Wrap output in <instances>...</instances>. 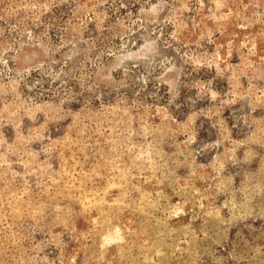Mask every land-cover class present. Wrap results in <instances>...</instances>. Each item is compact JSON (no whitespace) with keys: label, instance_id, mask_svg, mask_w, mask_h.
<instances>
[{"label":"rangeland","instance_id":"obj_1","mask_svg":"<svg viewBox=\"0 0 264 264\" xmlns=\"http://www.w3.org/2000/svg\"><path fill=\"white\" fill-rule=\"evenodd\" d=\"M0 264H264V0H0Z\"/></svg>","mask_w":264,"mask_h":264}]
</instances>
